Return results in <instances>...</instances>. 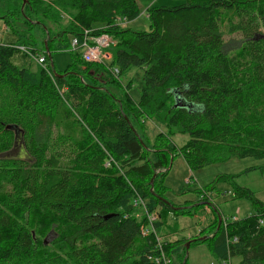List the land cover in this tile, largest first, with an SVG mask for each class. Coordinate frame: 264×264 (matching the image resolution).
I'll return each instance as SVG.
<instances>
[{"label":"trees","instance_id":"16d2710c","mask_svg":"<svg viewBox=\"0 0 264 264\" xmlns=\"http://www.w3.org/2000/svg\"><path fill=\"white\" fill-rule=\"evenodd\" d=\"M20 4L0 18L8 22L21 15L29 27L47 24L50 38L37 48L29 28L26 32L12 28L16 41L0 44V264H155L148 259L153 237L140 231L146 215L137 198L149 213L158 215L161 236L169 215L173 214V229V216L190 213L186 204L176 210L162 193L161 170L166 165L168 169L174 153L181 154L191 170L232 157L264 160V48L262 55L249 54L248 64L239 70L224 47L229 24L227 32L264 42V0L151 5L146 11L149 31L115 21L118 16L127 23L136 19L140 15L136 0H20ZM54 5L71 19L51 32L48 25L58 26L62 20ZM73 20L92 36L106 33L116 39V47L109 48V67L116 68L117 75L102 64L84 62L77 51H71L69 67L54 68L50 51L69 50L64 35L80 41L83 36L84 29H76ZM93 22L104 26L94 29ZM18 45L39 51L47 47L52 76L41 67L31 70V63L16 65L13 58L22 53ZM253 60L256 66H250ZM133 68L142 71L137 101L130 90L127 94L119 90L120 97L112 90L118 86L117 78ZM148 118L169 133L166 138L155 136L150 148L135 127L138 122L144 126ZM7 125L17 126V135ZM171 128L188 135L181 147L173 143ZM18 143L24 157L10 155ZM259 169L264 174V164ZM236 176L217 175L188 205L193 209L205 202L213 207L209 191L215 182H228L236 197L250 201L253 213L226 227L220 220L206 239L209 248L218 264L233 258H238L237 264H264V201L238 185ZM147 178H153L152 185L144 184ZM46 215L59 228L53 248L39 242L33 223L36 216ZM77 231L84 234L70 243L67 239ZM199 237L184 240L196 243ZM164 246L173 259V242L165 240ZM183 259L180 255L172 264H183Z\"/></svg>","mask_w":264,"mask_h":264},{"label":"rangeland","instance_id":"374dc122","mask_svg":"<svg viewBox=\"0 0 264 264\" xmlns=\"http://www.w3.org/2000/svg\"><path fill=\"white\" fill-rule=\"evenodd\" d=\"M182 1L183 0H136L140 15L135 20L126 23L124 26H128L134 30L149 31L150 21L146 12L149 6H157L161 4L174 5ZM19 6L21 7L20 0H0V17H2L8 8ZM54 8L57 9L62 20L61 24L58 26L53 24L48 25L50 26L51 32L57 30L55 27H66L67 23L71 19L67 15L68 13L59 6L54 5ZM21 21V15H19L17 19L10 17L8 22L6 21V18H0V44L16 41V36L13 33V29H19L21 32H26L25 29L29 28L34 37L33 40H31L34 43L33 45L37 48H42L43 43H45V41L47 42L50 38L47 24L29 27V25ZM12 23H14V25H12ZM227 23L228 22H225L224 25ZM72 24L76 29L81 31L86 27L80 21L76 20H73ZM103 26V24L98 22H93L92 24V28L94 29H100ZM228 26H226L224 32L225 50L233 59L231 62L234 64V66L239 70H244L243 68L248 64L247 59L249 54L253 55L255 53H259L262 55L261 51L264 48V42L255 43V41L252 40L246 41L235 31L227 32L226 29ZM258 32L261 33L262 30ZM107 35L111 39L110 46H112L113 49V47H116L115 45L117 44L116 39L112 35ZM62 36L63 34L61 33L59 38ZM64 38L69 42L72 40L71 35L68 34L64 35ZM242 46H246L247 49H241ZM108 51L111 52V49ZM50 52L54 68L56 70H64L72 63L71 50H51ZM77 53H80V50H77ZM78 60L80 61V59ZM110 61L111 59H105L101 64L104 65L108 70ZM13 62L19 66H27V63H31V65H28V67H31V70L40 69V66L37 65V63L31 57L23 53L16 55L13 58ZM253 65L256 66L255 60H253V63H251L250 66ZM141 72L142 71L140 69L133 68L130 72L119 76L117 78L118 86H116V88H112V90H114L113 93L120 97L121 93L119 90H122L126 94V91L130 90L131 97L135 101L139 100L140 89L142 87V81L139 77ZM245 72H249V69L248 71H243L242 75H244ZM85 81L88 83H93L88 78H85ZM142 125L143 124L138 122L135 127L137 132L143 136L144 141L146 142L145 146H147V148L152 146V140L155 138V136H163L166 138L165 135L169 134L165 127L158 126L153 120L149 118L145 121L144 126ZM171 131L174 132L173 134H170L173 143L177 147H181L188 139V135L179 133L176 128H171ZM20 145L21 144L18 143L15 146V149L10 152V155L24 157V150ZM171 158L172 160L168 166V169L166 165V168L161 170V173L165 172L160 177L164 187H162L164 199L170 202L172 206L179 207L178 210L184 208L183 205L186 204L187 207L185 209L190 211V213L178 214L177 218L175 216L172 217L176 222L173 229L170 228L174 224L170 218L173 214L166 218V223L169 224V226L167 228L162 227V232L165 234L163 236L164 240L172 241L174 245V250L172 251L174 256L172 261L178 263L180 255L185 257V252L187 251V264H218V260L213 256L209 248V241H206V239L213 233V227L215 225L218 227V221L216 224V215L211 212L210 208L208 207L209 205H207L205 202L200 203L193 209L188 204L192 199L195 198L197 190L210 187L216 176L221 174L237 175L234 181L238 185L251 189L259 200L264 201V174H262L259 169V167L264 164V160L255 159L253 157H232L224 162H217L199 169L191 170L189 169L184 157L181 154L174 153L170 159ZM252 167L254 169H250ZM143 181L146 185H148L150 182L148 178ZM155 185L157 187L155 188L158 189V187L161 186V182L157 180ZM214 187L215 188L209 192L212 197L214 205L213 207H215L217 213L221 217L235 216L237 219H243L253 213V207L250 201L242 197H236L232 191L231 185L228 182H215ZM160 189L161 187L158 190ZM54 222V219L48 215L36 216L33 222L34 225L38 226L37 233L38 240H40L39 242L41 243L43 241L45 245L50 244V248H53L52 246L55 245L54 240L58 238L56 232L59 228L53 224ZM76 233V235H72L67 239L70 243H73L78 235L84 234L83 231H77ZM202 234L203 236H206L204 240L199 239L200 242L196 243L195 241L190 242L189 247L186 249V240H184V238L199 237ZM237 262L238 258H233L231 263L237 264Z\"/></svg>","mask_w":264,"mask_h":264},{"label":"built area","instance_id":"2783aa9c","mask_svg":"<svg viewBox=\"0 0 264 264\" xmlns=\"http://www.w3.org/2000/svg\"><path fill=\"white\" fill-rule=\"evenodd\" d=\"M115 21L118 24L125 25L128 20H126L122 16L116 17ZM91 30L84 29L83 36L81 41L76 37H72L70 41L69 50L77 51L80 50V56L84 62L101 64L105 59L110 60L112 55L108 51L111 47V39L107 34H100L97 36L90 35ZM18 50L29 57H31L37 65H39L47 74L52 76V72L47 66L45 50L39 51L34 50L31 46L18 45L16 46ZM115 75L118 74V70L116 68H108ZM137 202L139 206L144 211L146 215L145 222L140 225V231L144 236H152L154 240V249L148 255V259L155 264H172L171 257L166 253L164 246V238L157 231L156 222L158 221V215L154 212L149 213L147 211V207L144 201H142L139 197L137 198ZM235 216L232 217H222L221 222L224 227L228 225L229 222L236 220ZM260 223H263L260 220ZM223 264H232L230 259L224 260Z\"/></svg>","mask_w":264,"mask_h":264},{"label":"water","instance_id":"95a60500","mask_svg":"<svg viewBox=\"0 0 264 264\" xmlns=\"http://www.w3.org/2000/svg\"><path fill=\"white\" fill-rule=\"evenodd\" d=\"M45 45H46V41H45ZM45 52L46 53H48V50H47V47H45ZM51 65L53 66V64L51 63ZM54 75H59L57 72H56V70L54 69ZM6 128L7 129H12V130H14L15 131V133H16V135H17V133L19 132V128L17 127V126H15V125H7L6 126ZM171 160H172V158L170 159V162H171ZM155 176V175H154ZM152 183H153V178L151 179V181H150V184L152 185ZM151 190H152V187H151ZM174 207V206H173ZM175 209H178L179 207H174ZM220 220H221V217H220V215H218V227H217V229L219 228V225H220ZM206 238V236H202V237H200L199 239L200 240H204ZM189 244H190V241H187L186 242V244H185V246H186V249L189 247ZM187 258V251H186V254H185V257H184V260H183V264L185 263V259Z\"/></svg>","mask_w":264,"mask_h":264},{"label":"crops","instance_id":"0c3cea01","mask_svg":"<svg viewBox=\"0 0 264 264\" xmlns=\"http://www.w3.org/2000/svg\"><path fill=\"white\" fill-rule=\"evenodd\" d=\"M195 198H196V196H195ZM195 198H194V199H195ZM194 199H192V200H194ZM212 202H213V201H212ZM208 207L210 208L211 212L214 213V215L217 214V213H216L217 211H216L215 207H212L213 209L211 208V206H208ZM238 210H239V208H238Z\"/></svg>","mask_w":264,"mask_h":264}]
</instances>
